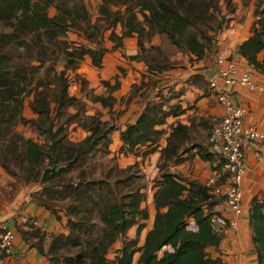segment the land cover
I'll list each match as a JSON object with an SVG mask.
<instances>
[{
	"label": "trees",
	"instance_id": "obj_1",
	"mask_svg": "<svg viewBox=\"0 0 264 264\" xmlns=\"http://www.w3.org/2000/svg\"><path fill=\"white\" fill-rule=\"evenodd\" d=\"M236 8L232 0H100L98 19L93 23L84 0H0V167L12 179L4 194L12 199L22 185L37 184L39 188L30 197L57 219L61 212L66 231L42 229L39 218L32 215L23 221L14 219L9 228L48 264H133L135 254V264H225L209 251H217L223 239L212 222V217L220 214L214 205L223 198L199 180L167 169L189 152L190 132L196 126L207 132L206 144L199 145L198 151L203 159L214 161L207 143L214 121L202 118L189 125L178 121L160 146L163 131L156 127L184 109H164L168 99L157 93L159 100H148L136 120L120 130L119 153L143 161L159 148L152 195L154 214L139 244L149 212L141 207L143 185L129 187V172L138 161L124 168L115 166L114 177L112 168L92 177L91 163L98 152L107 154V143L116 127L102 120L99 113L86 114L82 97L69 93L66 70H77L85 57L94 68L102 69L106 50L97 36L108 29L115 48L123 46V38L137 35L138 52L128 60L143 62L146 72L153 75L174 68L169 51L180 52L189 61H205L216 51L217 38ZM253 17L249 36L237 53L257 71H264V54L257 59V54L264 52V0H253ZM117 26L120 33L115 32ZM70 31L80 34L81 42L71 43L66 38ZM152 35L166 39L173 49H164L161 44L146 48L144 42ZM59 61L63 64L60 70ZM141 81L132 86L131 93L144 97L142 87L148 84ZM83 84H87L84 79ZM102 84L108 91L109 82ZM210 92L214 95L207 82L204 94ZM87 96L108 108L113 100L108 93ZM25 107L31 116H25ZM19 124L27 125L36 137L17 131ZM72 126L81 127L86 135L73 141ZM214 169L219 174L217 184L223 183L226 176L222 167ZM263 195L264 190L261 196H254L248 210L257 264H264ZM190 220L194 230L187 227ZM133 226L136 235L128 238L127 231ZM119 240L109 259L108 251ZM8 255L0 253V259Z\"/></svg>",
	"mask_w": 264,
	"mask_h": 264
},
{
	"label": "crops",
	"instance_id": "obj_2",
	"mask_svg": "<svg viewBox=\"0 0 264 264\" xmlns=\"http://www.w3.org/2000/svg\"><path fill=\"white\" fill-rule=\"evenodd\" d=\"M238 12L239 10L237 11L238 18L232 22L231 28H227L219 34L214 53L208 56L205 61L198 62L189 61L181 53L176 54L177 59H180L181 63L165 71L163 76L151 74V80L156 83L155 88L144 97H141L139 93H131L134 84H139L141 80L146 82L149 78L148 75L147 78L143 77V75L147 74L145 72L146 66L143 62L128 60L129 55L136 53L137 35L123 38L122 48L123 52H126L125 57L127 58L116 56L117 60L111 70H109V76L104 78L109 82L108 91L103 88L104 91L102 92L100 87L90 84L94 83L92 81L94 77L102 78L100 77L101 69L98 70L91 64L88 66L87 63L89 64L88 60L90 59L85 57L83 60L84 64H80L79 68L85 67L93 73L92 78H89L90 74L87 76V73L82 75L83 79L87 81V87L94 94L108 93L113 98L109 108L102 107L99 103H93L82 98L86 103V113L92 115L95 112L109 110V122L113 123L116 127L114 131L117 134V148L121 145L119 138L120 130L126 124L133 123L136 120L148 100H159V97L156 96L157 93L160 96L165 95L168 99V102L163 106L164 109H169L170 106H179L184 109V112L177 116H168L164 124L156 127L163 131L158 142L160 146L165 144V136L169 132L171 125L178 121L187 125L191 122L198 123L202 118H210V120L215 121L216 118L223 114V108L211 92L204 94V85L215 76L214 63L218 56L231 58L237 64L239 71H249L256 83H264V71H257L253 65L248 64L247 60L237 53L240 44L249 36V30L254 20L253 0H249L248 8H245V10L243 8L242 13L239 14ZM120 29V26H117L115 32L120 33ZM153 38L157 41L154 45L160 44L158 37L154 35ZM127 46L131 48L127 49ZM263 54V51L258 53L257 59H262ZM118 59L122 61H118ZM125 63L128 65H124ZM137 68L140 71H137ZM77 70L75 71L77 72ZM231 92L234 101L244 109V124L264 131V92L252 91L244 86H236L234 89H231ZM77 94L78 92L75 94L78 97ZM80 131L83 133L80 138H75L74 134L70 135L73 141L81 140L86 135V132ZM77 132H79V129H77ZM206 133L204 129L196 126V129L190 132L191 141L189 146L191 149L189 152L182 154V161L170 163L167 169L173 173L197 179L202 183L212 177L218 178L219 174L214 169L218 165L213 160L208 161L203 159L201 156L202 152L198 151L199 145L205 146L206 144ZM119 154L124 155L123 153L116 152V158ZM126 155L132 158L124 166L117 164L119 168H124L136 160H140L139 157H135L132 154ZM158 157L159 148L158 151L144 158L142 162L144 164L146 162L151 163V161L155 163ZM147 158H149L148 161L146 160ZM244 160L245 172L242 181L243 214L234 216L224 201H220L214 205L215 210L219 211L220 215H223L225 218H234L238 225V229L235 231L224 227L220 231L223 239L218 250L209 249L214 256L221 257L225 264H257L251 240L248 210L253 197L256 195L261 196L264 190V159L258 163L253 157L252 149L247 147ZM11 180L0 167V187L2 189L0 192V222L12 228L14 219L23 221L27 216L32 215L39 218L38 223L42 229L54 233L66 231L64 228L65 217L61 212L58 213L60 219H57L54 214L46 211L30 197V194L39 188L37 184L22 185L19 192L12 199H8L4 194V190L8 189L6 186ZM152 215L149 213L148 219H151ZM0 264L48 263L46 258L42 257L37 250L29 248L28 244L16 235L11 252L7 257L0 259Z\"/></svg>",
	"mask_w": 264,
	"mask_h": 264
},
{
	"label": "built area",
	"instance_id": "obj_3",
	"mask_svg": "<svg viewBox=\"0 0 264 264\" xmlns=\"http://www.w3.org/2000/svg\"><path fill=\"white\" fill-rule=\"evenodd\" d=\"M215 76L209 80L214 90L216 101L222 106L223 114L211 126L207 137L208 150L216 165L222 167L225 181L217 184V177L209 178L203 184L215 195L223 198L228 209L235 216L243 214L242 181L245 172V150L252 149L255 160L260 163L264 159V131L244 124V109L233 99L231 89L244 86L252 91L264 92V83L258 84L249 71H239L235 62L217 57L214 63ZM215 230L224 227L237 230L234 218L223 215L212 217ZM36 223V222H35ZM37 224V223H36ZM194 230L193 220L187 224ZM15 234L6 224L0 222V253L9 254L14 245Z\"/></svg>",
	"mask_w": 264,
	"mask_h": 264
},
{
	"label": "rangeland",
	"instance_id": "obj_4",
	"mask_svg": "<svg viewBox=\"0 0 264 264\" xmlns=\"http://www.w3.org/2000/svg\"><path fill=\"white\" fill-rule=\"evenodd\" d=\"M246 0H232V2L234 3V5H237V8L233 14V16H231V20H229L226 24V28L224 30H226L227 28H231V24L234 20H237L238 18V14L237 11L239 10V14L242 13V9L244 8H248V4H244ZM87 9L89 11V14L91 16V20L94 22L97 21L98 19V13H97V8H98V4L100 2V0H84ZM241 6V8H239ZM116 7H113V9H115ZM50 13L53 14L54 13V9L50 10ZM138 17L140 19H142V16L140 14H138ZM110 32L111 29L108 30H103L102 31V35L99 36L98 34V38L101 39L102 41V46L105 48L106 52L103 58V68L100 70V77L102 78H96L94 77L92 81H94V83H90L91 85H97L98 87H100V89H102V92L104 91L103 88L104 85L102 84V81H104V78H107L109 76V70H111V68L114 66L116 59V56H120V57H125L126 56V52H123V48L118 47L115 48V43L113 41L110 40ZM156 37H158V39H160V44L164 49H168V50H172L173 48L169 45V43L167 42L166 39L162 38L159 35H155ZM67 39H69V41H71V43H75V42H81V35L74 32V31H70L68 32ZM150 38V37H149ZM157 39V38H156ZM157 41L153 38V35L151 36L150 40H145L144 42V46L146 48H150V47H157L158 45H154L156 44ZM127 49H130V46L126 47ZM136 52H138V47L136 44ZM166 52V50H165ZM170 55H171V60H173V62L175 63V66L180 62V59H177L176 54L180 53V52H175V51H169ZM167 53V52H166ZM176 57V59H174ZM127 58V57H125ZM160 58V57H159ZM89 64L87 63V65H90V60ZM118 61H122L120 59H118ZM84 64V61L82 62ZM81 63V64H82ZM62 61H59L57 64V69L60 70L63 68L62 66ZM124 65H128L127 63H125ZM99 70V69H98ZM137 71H140L137 68ZM98 72V71H97ZM146 72V70H145ZM66 73L70 79V87H69V93L72 95H75L78 92V97H82L85 98L86 100H89L87 96L88 94L92 93L91 90L87 87V84H83V76L84 73H87V76L89 78H92V71L86 69L85 67H81L76 71L72 70V69H67ZM147 73V72H146ZM147 75L149 76V78L146 80L148 86H143L142 87V93L146 95V93L150 94L152 92V89L155 88V84L156 83H152L149 84L152 80L150 77V73H147L146 75H143V77L147 78ZM160 76H163L164 73L159 74ZM95 76V75H94ZM151 80V81H149ZM149 81V82H148ZM142 81L139 82V84ZM141 96V95H140ZM99 113L100 114V118L102 120H108V114H109V110L106 109L104 111H99V112H95L94 114ZM24 114L26 117L31 116V113L29 111L28 107H25L24 110ZM87 115H90L88 113H86ZM93 115V114H92ZM75 127V126H72ZM70 127V134L73 135L75 138H80L82 137L83 133L80 130H83L81 127H75L72 128ZM77 129H79V132H77ZM16 130L19 132H22L25 136L28 137H32L35 138L36 135L34 134V132L27 126V125H22L19 124L16 127ZM84 131V130H83ZM117 142V134L115 133V131L112 132L111 136H110V141L107 143V154H103L101 152H98V154L95 156V158L93 159L92 163H91V167H92V177H98L100 175V173H105L109 168H112V177L115 176V174L113 172H115L114 168L115 166L117 167L119 166H124L125 164L128 163V161H130V159L132 158L131 156H127L125 153H123L124 155H118V157L116 158V152L119 153V147L117 148L116 145ZM121 153V152H120ZM147 161L149 160V158L146 159ZM138 161L137 165L134 166L130 172L129 175L131 176L130 181H129V187L133 186L135 187L136 185H143L141 187V190L144 191L145 197L141 202V207L142 208H146L147 211H149V213L152 215L154 213V203H153V191H154V185H155V178L158 176V160L155 161V163L153 161L150 162H146V164H144L142 162V160H136ZM118 164V165H117ZM2 191L1 187H0V192ZM153 216V215H152ZM151 219H146L144 221V223L146 224V227L140 232V235L138 236V242L139 244H141L143 242L145 233L150 229L151 227ZM136 235V226L131 227L128 231L126 236L128 238H134ZM120 240L117 241L112 248L108 251L107 257L109 259H111L114 256V253L116 251V249L119 247L120 245ZM137 254H135L134 256V263L135 264V260L137 259Z\"/></svg>",
	"mask_w": 264,
	"mask_h": 264
}]
</instances>
